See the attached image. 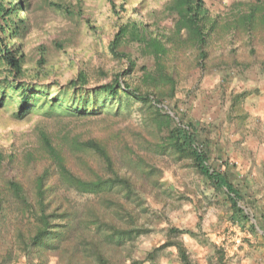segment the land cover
<instances>
[{
	"label": "trees",
	"instance_id": "1",
	"mask_svg": "<svg viewBox=\"0 0 264 264\" xmlns=\"http://www.w3.org/2000/svg\"><path fill=\"white\" fill-rule=\"evenodd\" d=\"M106 1L114 11L112 0ZM48 6L71 15L59 4ZM30 12L29 0H0V106L15 101L19 119L42 109L59 125L52 132L39 128L34 147L25 153L0 154V165L16 171L0 183V247H5L0 264L21 257L28 264H48L51 256L58 264L135 263V241L147 233L138 225L136 206L157 189L161 173L154 162L168 159L187 163L207 188L224 197L232 225L264 234V222L262 228L251 223L247 209L254 205L227 165L211 163L204 130L175 101L182 71L204 74L216 52L227 48L230 63L243 69L251 62L243 64L240 55L264 54V0L236 2L216 15L206 0H171L167 27L149 31L140 24L123 25L109 44L116 57H124L123 45H137L152 66L126 60L128 69L93 86L82 71L64 85L39 82L41 72L34 81L23 80V56L14 42L28 32L22 15ZM39 65H44L42 56ZM248 97L240 92L230 99L240 120ZM63 118L70 120L62 124ZM167 233L144 262L155 264L164 249L174 248L180 264H192L178 237L196 238V233L177 228Z\"/></svg>",
	"mask_w": 264,
	"mask_h": 264
},
{
	"label": "rangeland",
	"instance_id": "2",
	"mask_svg": "<svg viewBox=\"0 0 264 264\" xmlns=\"http://www.w3.org/2000/svg\"><path fill=\"white\" fill-rule=\"evenodd\" d=\"M249 1L254 0H206V6L212 15H216L227 12L236 2ZM29 2L31 12L22 15L27 19L28 32L15 41L14 46L20 48L19 53L23 56V80L34 81L36 72H41L37 80L45 84L64 85L81 71L91 77V86L104 84L115 73L129 68L126 60L137 61L138 66L150 68L152 61L141 57L137 45H123L120 52L124 57H116L110 53L109 44L123 25L140 24L152 31L157 27H167L171 21L165 12L171 0H112L114 11L106 0ZM48 3L66 7L71 15L53 10ZM228 51L226 48L216 52L213 56L218 57L207 64L204 74L195 69L182 71L175 101L180 111L204 130L210 142L211 163L218 166L225 163L234 176V183L244 190L246 201L254 205L257 202L247 212L251 223L262 228L264 70L261 62L264 61V54L250 59L247 53L240 55L243 64L251 62L248 69H243L230 63L226 56ZM193 54L189 57L193 58ZM221 55L225 56L222 58ZM41 56L44 65L40 67ZM4 76L5 73H2L1 78ZM56 92V89L51 90L52 94ZM240 92L249 93L242 105L246 114L243 120L230 104L232 96ZM4 104L0 106L2 156L31 150L39 128L52 132L59 125L42 109L19 119L15 116L16 102L8 100ZM68 119L63 118L61 123ZM2 164L0 183L16 173ZM153 166L161 173L157 189L153 193L147 192L141 206H136L140 216L138 225H142L147 233L135 241L133 258L136 262L126 261V264H148L144 262L145 254L162 245L171 228L196 233V238L188 235L178 237L189 252L192 264H264V234L258 229L257 233H252L249 225L243 229L233 226L224 197L207 188L187 163L168 159L155 161ZM216 249L219 250L217 255ZM219 256H223L221 262ZM14 264H28V261L21 257ZM48 264L58 263L51 256ZM155 264L180 262L175 249L166 248Z\"/></svg>",
	"mask_w": 264,
	"mask_h": 264
},
{
	"label": "crops",
	"instance_id": "3",
	"mask_svg": "<svg viewBox=\"0 0 264 264\" xmlns=\"http://www.w3.org/2000/svg\"><path fill=\"white\" fill-rule=\"evenodd\" d=\"M251 203L254 205L253 202H251ZM256 204H257V202H255V205L254 206H256ZM261 217H263V219H264V214H261ZM233 226H235V225H233Z\"/></svg>",
	"mask_w": 264,
	"mask_h": 264
}]
</instances>
